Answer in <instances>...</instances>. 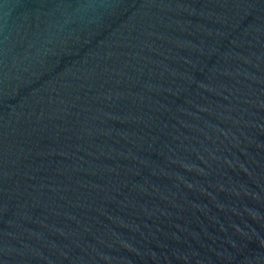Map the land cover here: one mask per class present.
Instances as JSON below:
<instances>
[{"label": "water", "instance_id": "water-1", "mask_svg": "<svg viewBox=\"0 0 264 264\" xmlns=\"http://www.w3.org/2000/svg\"><path fill=\"white\" fill-rule=\"evenodd\" d=\"M0 264H264V0H0Z\"/></svg>", "mask_w": 264, "mask_h": 264}]
</instances>
